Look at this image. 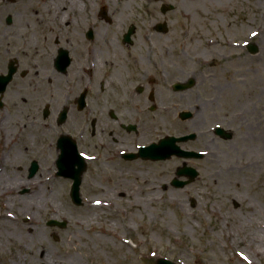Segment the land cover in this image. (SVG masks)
<instances>
[{
	"label": "rangeland",
	"instance_id": "rangeland-1",
	"mask_svg": "<svg viewBox=\"0 0 264 264\" xmlns=\"http://www.w3.org/2000/svg\"><path fill=\"white\" fill-rule=\"evenodd\" d=\"M16 1L14 5H11L8 0H0V11L11 13V11L30 12L34 10L25 7L24 4L29 0ZM31 1L39 7L44 4V1L45 3L48 2V0ZM92 1L96 11L101 6H105L110 22L107 23L104 19L103 21L93 20L86 13V19L84 18L82 21L85 23L81 25L79 22L75 26L70 24L69 29L65 28L68 32L74 33L79 26L93 27L95 32L96 29L101 30L102 28L103 36H105L107 35L106 31H109L110 23L115 24L114 22L117 21L121 24L120 34L131 25V23L123 24L124 17H118L112 10L113 8L106 5L105 0ZM114 1L112 0L113 4H115ZM152 1L157 3L159 7L157 10L159 18L149 26L148 23L154 20L153 13L149 16L146 15L140 6L131 10L135 13L133 15L135 17L133 24L135 32L132 36V42L138 43L137 40L143 30L149 34L148 38L151 40L149 42H155L153 40L157 36L158 42L170 41L172 43V35H174L178 37L177 42L186 43L190 45V48L196 47L198 49V53H193V59H200L198 80L203 84L198 86V96L190 93L189 96L185 97L188 102L196 100L199 107L196 119L205 121L214 115L216 124H224L226 120L217 117L226 114L232 118L235 107L240 103L238 105L233 104L230 99L232 96L230 94L233 91L231 92L230 89L233 90V84L240 81L241 78L242 82L236 86V95L233 97L241 102L239 107L242 110H250L254 106L258 108V100L256 101L255 98L261 89L262 98L264 96V50L260 49L258 55H249L245 50L240 51L241 54H244L240 62L225 63L216 57V54L220 52L228 56L231 55L227 43L228 40H238L237 36H239V40L246 39L247 42H253L259 48H264L259 39L262 34L264 37V16L252 7L251 1L240 0L237 4L229 2L227 5L231 10L230 13L229 11L227 13L222 11L218 15L221 16L222 21L213 18L215 16L212 12V4L205 0L203 2L194 0ZM211 1L216 5L223 0ZM165 3L172 6L176 5L177 10L182 8L194 16L205 14L207 18L202 23L201 28H196L187 35L182 27V25L188 26L183 22L187 19L177 18L178 15L174 14L177 12L174 10L162 13L161 7ZM23 8L25 9L23 10ZM261 9L260 7L259 10ZM70 21L68 20V22ZM163 22L169 31L161 39L158 36L160 34L156 33L153 28ZM56 23L57 21L49 23V26L55 29L53 32H57V28L60 26ZM175 24L179 29H173ZM254 31L261 33L254 37L250 34ZM233 33L237 36H234ZM207 38L214 40L209 41L214 44L208 48L205 41ZM117 41H120L119 38H113L114 43ZM186 48L188 47L185 46L184 49ZM204 48L210 49L212 52V56L208 58V67L202 65V60H205V57L200 52ZM236 53L235 51L234 55L231 56L234 57ZM212 63L213 65H211ZM206 71H209V77ZM241 74L243 77L240 78ZM249 77H254L252 82H260V84L250 85ZM230 85L231 88L229 89ZM14 88L13 83L10 89L13 91ZM230 104L231 109H229ZM262 105L264 106V99ZM4 115L0 113L1 117ZM147 116H149L150 121L144 122L142 126L143 135L140 141L143 143L158 141L165 135L173 136L181 131L179 124L176 125V122L174 123L170 119V115L161 116L158 123L153 121V118L155 119L157 116L143 115L142 118L146 119ZM122 117L127 119L130 116L123 115ZM152 121L155 122V126L151 124ZM246 126L245 121L241 120V126L233 131L235 136L231 141L215 140L212 144L213 148L211 149L213 150H211L209 160L206 159V156L199 162L188 161L186 166L198 170L199 178L182 189L171 188L168 184L174 178L176 168L183 164L184 161L182 160L171 158L160 163H143L142 167L138 169H132L130 166L133 165L132 163L124 164V170L113 172L112 176L121 173L125 189L135 182L134 177L130 175L134 174L137 178L149 176V181L156 190L155 199L158 201L156 204L141 202L136 207L132 205L136 203L134 196L130 198L132 201L129 202L123 199L122 202L118 200L116 206L119 208V215L115 219L112 218L114 209L109 208L98 213L99 219L89 218V222L83 221L87 218L86 216L90 217L87 213L89 209L87 201L91 197L94 198L92 192L102 191L101 194L97 192L102 200L115 197L111 191L113 189H111L109 180L100 177L101 167L97 165L98 163L89 165L82 176L79 192L83 204L80 207L74 206L70 200L68 193L70 182L60 180L64 184V190L61 191L59 190L60 187L56 186V194L47 195L51 202L45 203L47 206L41 204L40 208L44 211L43 213L37 215L33 211L27 212L33 216L30 220L29 216L19 214L20 209H14L10 214L8 213V217H12L10 224L5 222L3 225L0 222V264H10V262L15 261L16 256L27 258L31 261L30 264H38L36 258L40 250L45 251V256L50 264H155L154 262L158 258L169 259L175 264H264V254L256 253L258 248L264 250L263 247L255 248L257 245L250 242L251 238L249 237L253 235L254 227L258 229L259 222L264 223V150L261 149L260 171L248 170L245 165L250 160L248 149L254 143H249L252 136L250 132L248 135ZM154 127L159 129H153ZM253 128L256 129V137H261L259 140L262 142L259 143L260 147H264V130H259L256 125ZM45 133V137L49 138L51 134ZM5 149H0V164L4 162L5 166L14 167V173L6 171L1 180L2 185L0 186L2 187L14 186L23 181L25 179L24 172L19 169L27 165V160L23 158H4L2 150ZM36 151L38 150L36 149ZM38 153H35V158H38ZM168 163L170 168L166 167ZM233 167L236 169L231 171L230 169ZM215 173H217L218 181L216 180L214 185H210L209 179L212 178L214 181L216 176L213 174ZM164 174H167L166 181L165 179L161 180ZM91 177L97 183L95 189L87 188L88 184L91 183ZM14 195L18 196L19 194ZM1 202L11 203L10 199L5 196L0 197V206ZM57 202H63L64 208L56 204ZM13 204L17 203L14 201ZM53 204L58 207L57 211L61 210V213H48L49 210L47 209H50ZM26 210L24 209L23 212L26 213ZM35 219H39V223H36ZM49 220H56L60 223L65 221L66 226L64 229L48 227L46 224ZM22 233L25 234L24 238H20ZM53 234L57 236V241L54 240ZM41 235L44 240H41ZM256 235L261 237L260 241L264 240V233H257ZM38 238L40 241H37ZM26 247L31 250H26ZM25 259L22 260L23 264H28Z\"/></svg>",
	"mask_w": 264,
	"mask_h": 264
},
{
	"label": "flooded vegetation",
	"instance_id": "flooded-vegetation-1",
	"mask_svg": "<svg viewBox=\"0 0 264 264\" xmlns=\"http://www.w3.org/2000/svg\"><path fill=\"white\" fill-rule=\"evenodd\" d=\"M15 2L9 1L11 5ZM49 2L44 1L39 7L29 0L24 5L27 9H34L30 12L0 11V81L9 77L8 85L0 91V113L5 114L0 116V149L6 148L2 150L4 158L27 160V165L19 169L24 172L25 185L18 187L21 181L7 186L10 189L17 187L15 194L42 192L51 195L56 192V186L64 190L62 182H57L52 188L47 187L50 186L46 183L49 176L43 173L44 161L51 158L56 161L59 157H82L86 170L89 165L98 163L100 177L109 181L113 179V172L124 170V164L142 167L143 163H156L139 157L130 159L137 157L141 148L157 142L140 141L143 123L150 121L149 116L143 119V115L157 116L153 118L157 123L161 116L170 115V119L181 127V131L173 136L180 138L194 134L192 139L178 145L180 149L201 151L204 154L202 159L210 154L215 140L222 141L213 133L216 127L233 132L240 128L241 120L249 123L242 118L246 109L242 110L239 107L241 102L233 97L243 74L239 76L240 81L233 84V90L231 85L229 87L233 91L230 94L233 104L240 103L235 107L232 118L226 114L217 117L224 118V124H216L214 115L205 121H198L196 100H185L190 93L198 96V86L203 84L198 80L200 59H193V53H198L196 47L190 48L189 44L177 42L178 37L174 35L172 43L158 42L155 36V42L142 45L132 42L134 33L126 41V30L119 35H110L112 40L119 38L117 43H106L102 28L95 32L93 27L79 26L74 33H70L65 28L69 29L68 20L73 19V14L66 17L65 23L59 24L52 18ZM101 9L102 6L97 10L99 21H103ZM83 19H73V26L79 22L83 25ZM24 20L29 24L24 26ZM104 20L110 22L108 16ZM52 21L60 25L57 32L49 26ZM167 28L164 32L153 29L162 39L169 31ZM236 38L238 40H229L233 42L227 45L231 55L237 52L235 56L217 53L220 61L240 62L244 56L240 51L243 50L249 55L259 54V46L250 53L246 39ZM185 46L188 48L184 49ZM206 46L213 45L206 43ZM207 48L200 54L205 57L202 65L208 67L212 52ZM206 74L209 77V71ZM13 83L15 88L12 91L10 86ZM259 93L255 98L260 102L258 108L254 106L248 111L263 108L264 96L262 98V92ZM123 115L130 117L126 119ZM153 121L151 124L155 126ZM45 132L51 134L49 138L45 137ZM35 151L39 152L41 160L35 158ZM171 158L184 161L176 170L189 167L186 166L188 161H200L198 158ZM206 159L209 160V157ZM54 166L51 177L69 182V178L57 176L58 169ZM198 175L195 179L199 178ZM93 180L91 177L88 188L97 184Z\"/></svg>",
	"mask_w": 264,
	"mask_h": 264
},
{
	"label": "bare ground",
	"instance_id": "bare-ground-1",
	"mask_svg": "<svg viewBox=\"0 0 264 264\" xmlns=\"http://www.w3.org/2000/svg\"><path fill=\"white\" fill-rule=\"evenodd\" d=\"M50 2V11H51V15L52 18L54 20L59 21V24H63L66 22V17L68 15H70L71 13L73 14V19H82L83 17L85 18L86 13L89 15V18H92L93 20H97V11L95 6L93 5V1L92 0H49ZM106 1V5L110 7H112L114 13L118 16V17H124V21L123 24H134L135 23V17L133 15H135L134 12H131V10H133V8L135 7H139L141 9H143L145 11L146 15H151L153 13L154 16V20H149L150 22L149 24L155 23L159 18V15L157 14V10H158V5L157 3L155 4L152 0H115V4L112 3V0H105ZM194 1H204V0H194ZM208 1V3L212 4V12L214 13L213 18L216 19H221V16H218L222 11L226 12L229 11L230 13V8L227 5L229 2H234L237 4V2H240V0H223L222 2L218 3V4H214L213 1L211 0H205ZM251 1V5L254 9L258 10V13L263 14L262 16H264V0H250ZM262 8L261 10H259V8ZM25 8H23L24 10ZM36 11V10H35ZM177 13H174L175 15H178L177 18L179 19H187V21H183L185 24L187 25H182L183 29H184V33L188 34L191 33L190 31L196 29V28H201L202 27V23L204 22V20H206L207 16H205V14L203 16L200 15H191L188 11L179 8L178 10H175ZM228 13V14H229ZM31 17H33L31 15ZM72 18L70 19L71 21L69 22L70 24H73L74 20ZM222 21V19H221ZM189 22V23H188ZM115 24H111L109 26V31L107 35L105 36V39H107L106 43H111V41H113L110 37V35H119L121 32V24L118 23L117 21L114 22ZM26 24H29V21L27 22V20L23 21V25L26 26ZM139 25H140V20H139ZM147 26V28H148ZM173 29H179V27L177 26V24L173 25ZM146 31V30H144ZM148 32V30H147ZM263 35V34H262ZM260 36V41L261 44L264 45V37ZM207 40V39H206ZM138 43H142L145 44V42L151 41L149 40V38L147 37V34H145V32L140 33V37L137 40ZM210 41V40H209ZM231 49L234 47L229 46ZM262 50H264L263 47H261ZM255 65V64H252ZM248 75V73H247ZM233 79V78H232ZM254 79V77H249L248 81L250 85H259L260 82H252V80ZM257 103H259L257 101ZM241 112V111H239ZM238 112V113H239ZM246 122L248 123L246 126V131H248V135L249 132L251 133L252 136V140L249 139V143L253 142L254 145L249 148L248 152L250 153V160L245 164L248 167V170L252 171L253 169H256V172L260 171V156H261V149L264 150V147H260V138L259 136L256 137V129L253 128L254 125L257 126V128L259 130L263 129L264 130V108H260L259 110L255 109L253 111H244L243 112V117ZM150 127V125H149ZM262 130V132H263ZM262 143V142H261ZM264 146V145H263ZM213 150V149H211ZM209 157V156H207ZM4 162H1L0 164V185H2L1 180L4 176V174H6V171H10L11 173L13 172V165L11 168L10 165L5 166V164H3ZM56 163L55 159H50L47 161H44V175L49 176V178L47 179V182L50 186H47L49 188L54 187L56 184H58V181H54L56 180L55 177H51V174L53 173V171L55 170V166L54 164ZM174 165V164H172ZM141 166L138 165H132V169L136 168H140ZM168 168H170V164L168 163L167 166ZM237 167V164H236ZM236 167L231 168V171H234L236 169ZM7 168H9V170H6ZM135 169V170H136ZM255 172V171H254ZM255 172V173H256ZM14 173V172H13ZM217 173L213 174L216 176ZM129 175V174H127ZM131 177H134L135 182L133 185H130L129 188L125 189L126 187H124L122 180L124 181V179H122V174L119 173L117 175H115L113 177V179H110V183H111V190L112 193L115 195V197L109 198L108 200H102L99 198V195L97 194V192H92V196H94V198H90L87 201V205H88V214L90 217L86 216L87 218H85L83 221L84 222H89L90 219H94L97 218L99 219L98 213H102L104 211V209H109V208H113L114 211L112 213V218L115 219L118 217L119 215V208L116 206V203L118 200H124L126 202L132 201L130 200L131 197L134 196V200H136V203H133L132 205H135L136 207L139 205V203L144 202L145 204H156V202L158 201L157 199H155V193L156 190L154 189V185H152L149 181V176L147 177H139L137 178L136 175L132 174L130 175ZM167 174H164L163 177H161V180L165 181L167 180L166 178ZM137 180V181H136ZM140 180V182H138ZM218 181V176H216L214 178V181L212 180V178L209 179V184L214 185L215 181ZM25 182L23 181L18 187L24 186ZM54 183V184H53ZM17 187L15 188H8V187H2L0 186V197L5 196L8 199H10L11 203L9 204L8 202H1V206H0V210H1V214H0V222L4 223H11L12 217L9 218L8 217V213L10 214L14 209L19 210V214L22 216H29L30 220L31 217L33 218V216H31L29 213V211H33L34 214L36 213L37 215H40L41 213H43L44 211L41 210V204H45L48 202H51L49 200V197L42 193V192H38V193H34L32 195H28V196H20V195H14L15 191H16ZM43 188H41L40 190H42ZM39 190V191H40ZM14 193V194H13ZM98 193H103L102 191L99 190ZM203 193V192H201ZM13 194V195H12ZM56 194V193H54ZM14 201L17 204H13ZM122 202V201H121ZM56 204H58L59 206L63 207L62 205H64L63 202H57ZM55 204L52 205V209H47L49 210L48 213H52V214H59L61 213V210L57 211L58 207L54 206ZM65 206V205H64ZM64 208V207H63ZM24 209L26 210V213L23 212ZM256 213V212H255ZM261 214V213H260ZM259 214V215H260ZM63 215V214H62ZM124 216V215H123ZM125 217V216H124ZM90 218V219H89ZM36 223H39V219H35ZM251 223V222H250ZM253 224V223H252ZM255 226V225H254ZM262 231V232H260ZM263 234L264 233V223L259 222L258 223V229L256 227L253 228L252 230V236H249L250 242L254 243L255 248L257 247H263L264 249V240L260 241L261 237H258L256 234ZM25 234L22 233V235L20 236V238H24ZM41 240H44V238L42 237V235L40 236ZM37 241H40L39 238ZM38 243V242H37ZM218 246V245H217ZM26 250H31L30 248L26 247ZM257 254H264V250H261L260 248H258V250H256ZM50 255H52V253H50ZM25 258H21L20 256H16L15 261L10 262V264H23L22 260L24 261ZM242 259V258H240ZM38 264H50L48 262L47 257L45 256V251L44 250H40L37 253V258H36ZM26 262H28V264L31 263L30 260H27V258L25 259Z\"/></svg>",
	"mask_w": 264,
	"mask_h": 264
},
{
	"label": "water",
	"instance_id": "water-1",
	"mask_svg": "<svg viewBox=\"0 0 264 264\" xmlns=\"http://www.w3.org/2000/svg\"><path fill=\"white\" fill-rule=\"evenodd\" d=\"M158 29L162 30L163 27L160 26ZM250 49H251L250 52L255 51V48L253 46ZM8 78L0 81V91L1 92L3 91V89H5V86L7 85L8 81H9ZM221 132L222 131L220 129H217L218 134H221ZM172 144H173V142H171V141L161 142L159 146L154 147L149 152L147 151V153L145 155H147L150 159L168 158L172 153H175L176 148ZM182 155H187V154H182ZM70 161H71L70 162L71 168H70L69 175L74 180V184H73L71 192H70L71 198H72V201L76 205H80L79 193L77 191H78L79 185H80V177H81V174L83 172L82 171L83 167L81 166L82 162L80 160L74 161V158H72ZM74 163L79 164L77 170L73 169ZM182 174L188 175L191 178L194 177V175H196V173H194L193 170H190V169H184L183 171L178 173L179 176H181ZM173 185L176 187H182L184 185V183L178 182V183H174ZM50 224H55V223L51 222ZM61 226H63V225H61ZM155 263L156 264H173L166 259H158Z\"/></svg>",
	"mask_w": 264,
	"mask_h": 264
},
{
	"label": "snow or ice",
	"instance_id": "snow-or-ice-1",
	"mask_svg": "<svg viewBox=\"0 0 264 264\" xmlns=\"http://www.w3.org/2000/svg\"><path fill=\"white\" fill-rule=\"evenodd\" d=\"M253 35H256L255 33H253Z\"/></svg>",
	"mask_w": 264,
	"mask_h": 264
}]
</instances>
